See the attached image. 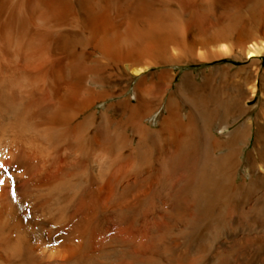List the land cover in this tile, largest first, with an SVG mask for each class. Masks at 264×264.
I'll return each instance as SVG.
<instances>
[{
    "label": "bare ground",
    "instance_id": "bare-ground-1",
    "mask_svg": "<svg viewBox=\"0 0 264 264\" xmlns=\"http://www.w3.org/2000/svg\"><path fill=\"white\" fill-rule=\"evenodd\" d=\"M262 57L264 0H0V264H264Z\"/></svg>",
    "mask_w": 264,
    "mask_h": 264
},
{
    "label": "rangeland",
    "instance_id": "rangeland-1",
    "mask_svg": "<svg viewBox=\"0 0 264 264\" xmlns=\"http://www.w3.org/2000/svg\"><path fill=\"white\" fill-rule=\"evenodd\" d=\"M264 60V57H262ZM249 62H243V61H237L235 59H231V58H222V59H217V60H213L210 61L208 63L205 64H187V65H183V66H177L175 67V71L177 73V78L176 81L174 82V86L173 88H176V84L178 82H180L183 73L187 70H194L195 72H197L198 74L203 72L204 70H211L212 67L214 66H227V65H232L234 66V70H236L237 68L241 67V66H245L246 64H248ZM211 68V69H210ZM264 68V65H263ZM209 69V70H208ZM133 90L132 88L130 89V93H132ZM261 93L258 91L255 96L253 97V99H249L248 101V109H243L242 111H239L236 116H238V119H236L232 125L230 130H234L237 129L239 127H241L242 125H244L243 123L246 122H250L252 124H254L255 126L252 128V136H248L246 139V143H241L242 144V150H241V165L239 167V171L237 174V178L240 180L242 179L244 176H246V170H247V166L250 160V154L254 151L255 148V132L257 131V125H256V121L258 119V112H259V108H260V101H261ZM99 110L104 109V105H99L97 107ZM234 116V115H233ZM155 118H150L149 121L152 122L151 124H153V126H157L156 123H154ZM231 120H234L233 118ZM155 124V125H154ZM248 160V161H247ZM247 164V165H246ZM244 174V175H243Z\"/></svg>",
    "mask_w": 264,
    "mask_h": 264
}]
</instances>
